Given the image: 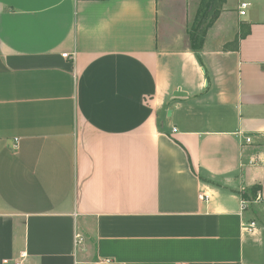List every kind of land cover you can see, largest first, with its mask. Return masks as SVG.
<instances>
[{"label": "crops", "instance_id": "0c3cea01", "mask_svg": "<svg viewBox=\"0 0 264 264\" xmlns=\"http://www.w3.org/2000/svg\"><path fill=\"white\" fill-rule=\"evenodd\" d=\"M163 18L0 0V264H264V0Z\"/></svg>", "mask_w": 264, "mask_h": 264}, {"label": "rangeland", "instance_id": "374dc122", "mask_svg": "<svg viewBox=\"0 0 264 264\" xmlns=\"http://www.w3.org/2000/svg\"><path fill=\"white\" fill-rule=\"evenodd\" d=\"M160 6L163 19L167 21L171 33H179L188 41V30L202 6L201 0H160ZM224 6L225 3L222 0H215L210 17L221 11Z\"/></svg>", "mask_w": 264, "mask_h": 264}, {"label": "trees", "instance_id": "16d2710c", "mask_svg": "<svg viewBox=\"0 0 264 264\" xmlns=\"http://www.w3.org/2000/svg\"><path fill=\"white\" fill-rule=\"evenodd\" d=\"M222 2L225 3L226 0H222ZM214 3L215 0H201L202 6L198 10L191 28L188 30V46L196 53L200 62H202L200 51L203 48L207 31L221 12L218 11L210 17L211 7H213ZM261 189L262 187L260 185L251 187L249 191L243 193L245 200L251 201L254 199Z\"/></svg>", "mask_w": 264, "mask_h": 264}, {"label": "built area", "instance_id": "2783aa9c", "mask_svg": "<svg viewBox=\"0 0 264 264\" xmlns=\"http://www.w3.org/2000/svg\"><path fill=\"white\" fill-rule=\"evenodd\" d=\"M248 7H249V3L245 2V1L241 2L240 5H239V13H240V15H245L246 12H247ZM63 56L71 57V58L74 57V55H70L69 53H64ZM247 141H250V139L248 138ZM200 198L207 200L208 196L205 195V193H201L200 194ZM243 206H244V208L248 207V201L247 200H244ZM255 226H256V223L255 222H251V223H248V224H244V229L247 230V231H253ZM76 239H78V242H81V240H82L80 235H77ZM25 256H26V254L24 252H22L20 254V258L21 259H23ZM21 261H17L15 264H22Z\"/></svg>", "mask_w": 264, "mask_h": 264}]
</instances>
